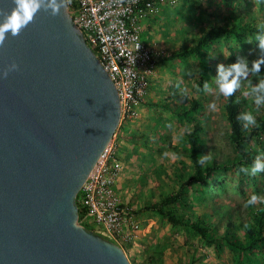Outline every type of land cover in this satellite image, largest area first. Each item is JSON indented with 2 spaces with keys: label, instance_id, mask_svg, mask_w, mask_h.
Wrapping results in <instances>:
<instances>
[{
  "label": "rangeland",
  "instance_id": "obj_1",
  "mask_svg": "<svg viewBox=\"0 0 264 264\" xmlns=\"http://www.w3.org/2000/svg\"><path fill=\"white\" fill-rule=\"evenodd\" d=\"M152 8L138 17L140 36L154 51L149 88L135 116H124L110 144V163L118 164L115 192L139 225L131 239H118L131 264H254L232 252L223 236L244 240L246 231L264 201L245 206L247 198L264 196V172L255 176L240 172L251 167L257 156L264 159V135L252 141L250 160L244 159L230 139L226 98L216 92V65L229 63L230 47L236 54L255 59L256 41L221 39L209 52L212 78L207 90L200 88V65L195 57L158 63V59L185 47L211 26L241 21L256 25L264 21V0H151ZM252 50L249 54V50ZM257 83L252 77L238 89L243 111H253L257 122L264 118V105L256 109L242 92ZM202 104L194 121H179L178 109L190 107L193 99ZM214 105L215 107H212ZM201 127L200 158L204 166L220 167L205 184L185 188L180 203L169 207L176 216L202 222L216 233V243L205 241L189 227L175 226L152 211H142L163 197L176 193L194 172L189 134ZM253 127H250V130ZM141 210V212H140ZM99 232L97 227L92 228ZM252 258L264 264V245Z\"/></svg>",
  "mask_w": 264,
  "mask_h": 264
},
{
  "label": "water",
  "instance_id": "obj_2",
  "mask_svg": "<svg viewBox=\"0 0 264 264\" xmlns=\"http://www.w3.org/2000/svg\"><path fill=\"white\" fill-rule=\"evenodd\" d=\"M39 2L0 44V264H131L78 203L120 124L119 91L70 1L55 15ZM17 7L0 0V20Z\"/></svg>",
  "mask_w": 264,
  "mask_h": 264
},
{
  "label": "built area",
  "instance_id": "obj_3",
  "mask_svg": "<svg viewBox=\"0 0 264 264\" xmlns=\"http://www.w3.org/2000/svg\"><path fill=\"white\" fill-rule=\"evenodd\" d=\"M75 23L90 41L119 91L122 117L135 116L149 88L154 51L140 36L138 17L152 8L151 0H69ZM110 148L85 183L78 199L84 225L118 242L139 230L115 192L118 164L110 163Z\"/></svg>",
  "mask_w": 264,
  "mask_h": 264
},
{
  "label": "trees",
  "instance_id": "obj_4",
  "mask_svg": "<svg viewBox=\"0 0 264 264\" xmlns=\"http://www.w3.org/2000/svg\"><path fill=\"white\" fill-rule=\"evenodd\" d=\"M257 28L253 24H244L241 21L230 22L226 25L211 26L204 31L196 40V42L190 46L185 47L179 51L173 52L168 56H163L158 59V63L170 62L175 60L187 59L189 57H195L199 61L201 75H200V88H203L205 81L209 82L212 78L211 65L209 59V52L213 49L215 43L221 39H235L238 42H243L248 37H253ZM146 44V43H145ZM148 45V44H146ZM237 58L236 50L234 47H230L229 63L234 62ZM253 59V58H251ZM250 59V60H251ZM262 72H264V65H262ZM238 98L239 102H236ZM202 104L196 98H194L189 108L178 109L175 114L179 121H194L195 117L202 113ZM226 117L230 125V139L235 148L239 151L241 156L252 162L250 159V149L248 145L262 137L264 135V118L258 120V126L251 128L250 130L242 129V121L236 120V115L239 112H243L241 100L238 97V89L233 93L232 97L226 98L225 103ZM201 127L199 124H195L193 131L188 136L190 144V157L193 162L194 172L190 176L186 184H184L176 193L163 197L160 201L145 206L142 211H152L162 217L166 218L171 224L175 226H184L192 229L196 234L200 235L205 241L209 243H216V233L207 227L201 219L196 220L184 219L176 216L169 207L180 203L185 195V188L193 185L205 184L213 177L214 173L220 169L216 164L204 166L201 163L200 148ZM141 212V210H140ZM83 210L80 209V219L82 218ZM92 229L93 227L85 225ZM223 240L229 247V249L237 255L245 257L249 263L259 264L257 259L251 257L257 248L264 245V204L259 207L254 217L253 225L247 229L246 238L244 240H235L226 234L223 236Z\"/></svg>",
  "mask_w": 264,
  "mask_h": 264
},
{
  "label": "clouds",
  "instance_id": "obj_5",
  "mask_svg": "<svg viewBox=\"0 0 264 264\" xmlns=\"http://www.w3.org/2000/svg\"><path fill=\"white\" fill-rule=\"evenodd\" d=\"M15 2L18 5L15 13L8 12L0 20V44L4 42L7 33L18 34L41 6L39 0H15ZM66 3L67 0H59V3H57V0H49L48 7L52 9V14L55 15ZM256 28L254 36L247 40L248 43H252L253 40L256 41V48L259 50L256 58L250 60L248 55H238L234 62L227 65L223 62L217 63L213 80L218 94L224 97H232L237 89L242 88V82L249 81L250 78L254 77L257 83L247 87L242 92V95L250 97L251 102L258 110L260 106L264 105V72H262V65H264V21L258 23ZM251 52L252 50L250 49L249 54ZM16 67L17 65L13 62L5 69L4 75L6 76L9 71ZM203 87L207 90L209 83L205 81ZM236 102H239L238 98ZM212 107L215 106L212 105ZM236 120L243 122L241 124L242 129L258 126L256 115L253 111L237 113ZM239 171L250 176L264 172V159L257 156L251 167L242 165ZM258 201H264V196L253 193L245 201V206L255 205Z\"/></svg>",
  "mask_w": 264,
  "mask_h": 264
}]
</instances>
